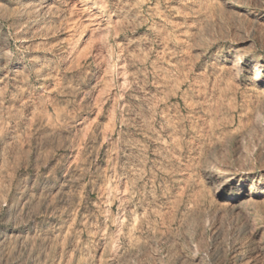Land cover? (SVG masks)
I'll list each match as a JSON object with an SVG mask.
<instances>
[{
    "label": "rangeland",
    "instance_id": "1",
    "mask_svg": "<svg viewBox=\"0 0 264 264\" xmlns=\"http://www.w3.org/2000/svg\"><path fill=\"white\" fill-rule=\"evenodd\" d=\"M0 264H264V0H0Z\"/></svg>",
    "mask_w": 264,
    "mask_h": 264
},
{
    "label": "bare ground",
    "instance_id": "2",
    "mask_svg": "<svg viewBox=\"0 0 264 264\" xmlns=\"http://www.w3.org/2000/svg\"><path fill=\"white\" fill-rule=\"evenodd\" d=\"M69 1H70V0H69ZM49 3H50V2H49ZM74 3H75V2H74ZM85 3H86V2H85ZM72 4H73V3H72ZM75 4H76V3H75ZM75 4H73L72 6L74 7ZM45 5H46V4H45ZM82 5H83V4H82ZM46 6H47V5H46ZM89 7H90V6H89ZM89 7H88V10H91V9H89ZM76 8H77V7H76ZM92 8H93V7H92ZM76 10H77V9H76ZM83 10H84V9H83ZM88 10H87V11H88ZM47 12H48V11H47ZM102 12H103V11H102ZM82 13H83V12H82ZM86 13H87V12H86ZM53 14H54V13H53ZM95 15H96V14H95ZM86 16H87V15H86ZM93 16H94V15H93ZM93 16H92V17H93ZM97 16H98V15H97ZM94 17H95V16H94ZM86 18L88 19V16H87ZM96 18H97V17H96ZM105 18H106V17H105ZM84 19H85V18H84ZM89 19H90V17H89ZM97 20H98V19H97ZM106 20H107V19H106ZM87 21H88V20H87ZM94 22L96 23L95 20H94ZM94 22H93V19H92V23H91V24L93 25ZM97 22L100 23L99 20H98ZM104 22H105V21H104ZM86 23H87V22H86ZM109 23H110V22H109ZM76 25H79V24H76ZM81 25H82V24H81ZM83 25H84V24H83ZM86 25H87V24H86ZM95 25H96V24H95ZM90 26H91V25H90ZM101 26H102V25L100 24V28H101ZM103 26H104V25H103ZM103 26H102V27H103ZM109 26H110V25H108V27H109ZM88 27H89V26H88ZM98 27H99V25H98ZM105 27H107V25H106ZM71 28H72V27H71ZM95 28H96V26L93 28V31L95 30ZM103 28H104V27H103ZM101 29H102V28H101ZM107 29H108V28H107ZM105 30H106V28L104 29V31H105ZM73 31H74V30H73ZM96 31H98V30H96ZM96 31H95V32H96ZM100 32H101V31H100ZM106 32H107V31H106ZM77 33H78V32H77ZM79 33H80V32H79ZM82 34H83V33H82ZM101 34H102V33H101ZM79 35H80V34H79ZM97 35H98V34H97ZM80 36H81V35H80ZM100 37H101V36H100ZM100 39H101V38H100ZM78 41H79V40H78ZM75 42H76V41H75ZM75 42H74V44H75ZM74 44H73V45H74ZM80 45H81V44H80ZM78 46H79V45H78ZM104 47H105V46H104ZM78 48H79V47H78ZM122 84H123V83H122ZM46 87H47V86H46ZM48 89H49V88H48ZM50 89H51V88H50ZM43 91H44V90H43ZM108 194H109V193H108ZM117 198H118V197H117Z\"/></svg>",
    "mask_w": 264,
    "mask_h": 264
}]
</instances>
